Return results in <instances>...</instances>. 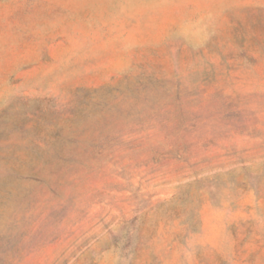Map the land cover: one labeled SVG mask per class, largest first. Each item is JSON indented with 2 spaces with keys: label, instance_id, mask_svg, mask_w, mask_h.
Instances as JSON below:
<instances>
[{
  "label": "rangeland",
  "instance_id": "1",
  "mask_svg": "<svg viewBox=\"0 0 264 264\" xmlns=\"http://www.w3.org/2000/svg\"><path fill=\"white\" fill-rule=\"evenodd\" d=\"M0 264H264V0H0Z\"/></svg>",
  "mask_w": 264,
  "mask_h": 264
}]
</instances>
